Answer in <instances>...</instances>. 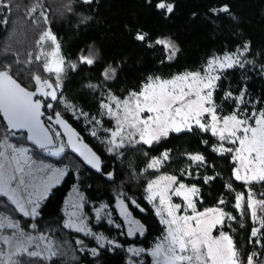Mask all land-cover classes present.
Listing matches in <instances>:
<instances>
[{
    "label": "trees",
    "instance_id": "1",
    "mask_svg": "<svg viewBox=\"0 0 264 264\" xmlns=\"http://www.w3.org/2000/svg\"><path fill=\"white\" fill-rule=\"evenodd\" d=\"M157 2L92 0L91 4H86L83 0H3L8 7L0 5V70L9 69L10 74L28 88L34 86V75L54 80L44 71V61L36 59L39 37L50 29L61 45L65 71L58 99L52 104L53 108L45 109V112H59L102 160L111 161L114 168L113 179L107 181L84 167L69 152L55 161L65 167L77 164L79 172L74 175L75 170L71 169L69 175L51 190L41 207V216L35 219L36 230L67 245L73 246L74 240L80 238L87 246L98 249L99 254L93 257L74 250L77 260L71 264H129L127 259L151 264L149 250L164 234L165 227L146 200L144 190L156 176L174 175L178 182L200 189L196 198L197 210L221 207L235 217L234 220L226 219L220 230L231 236L244 264L256 242H250L255 224L246 205L243 215L235 208V197L237 193L247 196L251 188L257 199H264L261 195L264 183L245 185L235 180L232 153L220 155L212 151L220 142L198 128L192 132H172L151 147L126 143L110 152L106 143L109 133L104 129H113V119L103 114L100 105L102 100H107L109 92L124 99L131 91H139L149 76L171 79L188 71L202 73L211 57L233 53L247 43L249 51L242 60L251 63H245L243 68L224 70L217 81L213 99L220 116L231 114L237 106L248 113L264 109V0H166L175 6L170 15L158 10ZM223 5L229 6L230 13L213 14L210 11ZM137 31L148 34L147 42L134 38ZM156 39H170L175 43L179 51L173 59H167L170 53L162 45H155ZM148 43L153 46L148 47ZM43 47L47 49L49 44L45 43ZM89 52L94 54L96 63L92 66L81 64L79 57ZM72 64H76L75 69ZM109 65L116 68V75L114 79L104 80L101 72ZM89 84L97 87L90 88ZM229 91L233 97L243 92L245 103L238 105L234 98H226ZM80 113H86L87 117ZM92 131H96V136L91 135ZM4 132L8 133L0 119V142ZM13 136L16 145H27L23 133ZM164 152L169 154L168 159L159 170L148 168L150 160L161 157ZM197 153L205 157V164L194 163L188 158ZM111 167V164L105 165L103 172L107 173ZM212 176L215 179L205 183V177ZM227 185H231V189ZM73 187H78L85 197L82 211L88 226L120 247L106 243L101 248L94 239L62 227L61 209ZM118 198L125 199V203L135 200L140 205L136 208L129 204V210L144 226L142 237L135 240L127 237L118 216ZM220 199L225 201L223 205L218 203ZM102 206L111 212L110 219L114 223L109 224L106 217L95 219L94 210ZM11 213L24 220L27 227L30 225L28 219ZM117 224L120 227H116ZM132 244L143 248L145 253L129 256L126 246ZM58 263V260L51 262Z\"/></svg>",
    "mask_w": 264,
    "mask_h": 264
},
{
    "label": "snow or ice",
    "instance_id": "2",
    "mask_svg": "<svg viewBox=\"0 0 264 264\" xmlns=\"http://www.w3.org/2000/svg\"><path fill=\"white\" fill-rule=\"evenodd\" d=\"M152 0H148L151 3ZM83 3L91 4L92 0H83ZM0 5L8 6L0 0ZM158 10H164L166 15L174 11V4L166 0H158L155 4ZM213 14L230 13L228 5L219 9L212 8ZM137 41L147 42L148 34L137 31L134 37ZM39 54L37 60H43L45 72L53 79L42 78L40 75L32 77L36 88L29 90L22 86L10 74L9 69L0 70V117L3 119L8 133L15 135L17 132L26 133L24 137L33 146L54 157H61L66 149L77 154L85 166L100 172L101 159L88 144L83 142L80 134L61 116L59 112L45 115V109L51 110V102L45 104L44 100L57 101L58 91L62 88L64 58L60 54L61 45L57 36L49 29L44 31L38 40ZM49 44L45 49L43 45ZM155 45H162L170 53L167 59L171 60L179 49L170 39H156ZM152 47V43L147 44ZM249 44L243 49H237L233 53H225L223 56H213L207 61V66L200 71H188L173 76L171 79H162L159 76H149L139 91H131L127 98L121 99L107 93V100L101 101L104 115L115 120V130L110 131V138L106 143L108 150L115 151L128 143H142L151 147L161 138H167L170 133L192 132L198 128L202 132L210 133L220 142L212 151L223 155L232 153L233 177L245 185L264 183V109L252 111L242 110L237 106L231 114L218 115L217 106L213 99V93L217 87V81L221 79L217 75L218 70L245 66L250 61L242 60L249 51ZM79 62L86 66L96 63L95 56L89 52L81 55ZM73 69L76 64H72ZM116 68L111 65L104 68L101 75L104 80L115 78ZM88 87L96 88L97 85L89 84ZM42 97L37 99L36 97ZM226 98H234L238 105L245 103L243 92L233 97L231 91L226 93ZM67 107L72 108L71 105ZM73 114L76 110L73 109ZM87 117L86 113H80ZM207 117V119H205ZM94 119V118H93ZM47 122V123H46ZM97 124L100 121H96ZM59 126L62 131L57 130ZM91 135L96 136V131ZM66 137V139H65ZM207 143V141H205ZM225 144L235 147H225ZM0 197L6 198L12 206L0 211V230L11 229V235L0 234V241L7 245V251L0 249V264H49L57 257L65 255L63 246L51 235L41 233L34 236L21 228L19 221L12 219L8 212L19 213L22 217L37 219L41 216V207L47 199L50 190L68 176L71 169L79 172V165L72 164L66 167H52L48 164L37 165L29 154L28 147H17L5 142L0 143ZM168 153H162L161 157L152 158L148 168L159 170V167L168 159ZM194 163L205 164V157L201 154H190L188 157ZM37 172L43 175L37 180ZM183 174V173H182ZM109 177L111 174H108ZM191 175V172H188ZM215 179L205 177V183ZM231 189V185H227ZM73 197H70L66 207L62 227L75 233H82L86 237L94 239L99 247H104L105 241L109 245L120 247L115 241L107 240L103 235L94 233L88 226L87 217L83 213L85 197L78 187L73 188ZM149 203L154 204L155 214L160 218V223L166 228V235L150 251L154 258V264H242L239 252L228 234L221 231L218 236H213L212 231L217 225L223 226L225 220H234L230 213L221 207L207 208L204 211L197 210L196 198L200 189L196 186H187L178 182L174 175H161L150 181L146 186ZM264 196V193H261ZM172 196L181 197V204L172 202ZM219 204L225 201L220 199ZM120 215L129 224L128 235L134 233L143 234L144 226L132 218L129 204L140 208L135 200L125 203V199L117 200ZM245 205L253 224L258 225L251 230V240L257 244L264 239V199H257L251 188L244 193H237L235 208L244 214ZM106 206L96 210V218L99 220ZM143 211V209H140ZM189 210L191 213L189 214ZM108 223H114L110 218ZM31 227L36 229L37 225ZM120 227V225H116ZM75 243L80 250H90L93 255H98L97 248L87 249L84 240L76 239ZM264 246V245H262ZM133 255H139L144 249H128ZM256 253L247 257L246 264H256ZM25 257L26 259H20Z\"/></svg>",
    "mask_w": 264,
    "mask_h": 264
},
{
    "label": "rangeland",
    "instance_id": "3",
    "mask_svg": "<svg viewBox=\"0 0 264 264\" xmlns=\"http://www.w3.org/2000/svg\"><path fill=\"white\" fill-rule=\"evenodd\" d=\"M223 56V55H222ZM207 66V65H206ZM206 68V67H205ZM204 68V69H205ZM224 70H226V69H224ZM224 70H218L217 71V75H219L220 76V74L224 71ZM46 74H48L47 72H46ZM202 74H203V72H202ZM34 88V86L32 87V88H29L30 90H32ZM113 119V118H112ZM205 119H207V117H205ZM113 129H111V130H115V120L113 119ZM109 134V138H110V131H107ZM5 137L7 138V143L8 144H12V145H16V143H15V141L13 140V137H15V136H13L12 134H10V133H2V139H1V142L0 143H4L5 142ZM108 138V139H109ZM126 143H128V142H125V144ZM124 144V145H125ZM18 145V144H17ZM227 145V146H226ZM228 145H230V144H225V147H235L234 145H230V146H228ZM23 146V145H22ZM0 151H7V149H0ZM66 156V155H65ZM35 162H36V164L37 165H40V164H48V165H51L52 167H65V166H60V165H58L54 160H51V159H49V158H46V157H43V156H38V155H36L35 157H34V159H33ZM43 174L42 173H39V172H37V174H36V176H37V180H39V178L42 176ZM161 175H164V174H160V175H158V176H156V178H154V179H157L159 176H161ZM166 175V174H165ZM153 179V180H154ZM63 180V179H62ZM62 180H61V182H62ZM152 181V180H151ZM60 182V183H61ZM150 182V181H149ZM241 182V181H240ZM59 183V184H60ZM58 184V185H59ZM57 186V185H56ZM54 188V187H53ZM52 188V189H53ZM74 188V187H73ZM73 188L70 190V192L68 193V195H67V197L65 198V200H64V203H63V206H62V209H61V216H62V224H63V222H64V220L66 219V217H65V215H64V212H65V207H66V204H67V202H68V200H69V198L70 197H73L75 194L73 193ZM51 189V190H52ZM51 190H50V192H51ZM49 192V193H50ZM144 195H145V198L147 197V192H146V187H145V190H144ZM147 200V199H146ZM148 201V200H147ZM172 202L173 203H176V204H181L182 205V208H183V205H184V201L182 200V198L181 197H178V196H172ZM151 204V206H152V209L154 210V212H155V206H154V204H152V203H150ZM0 207H2V208H0V211H3V209L5 208V207H7V208H11L12 206L10 205V202H7V200H6V198H3V197H0ZM101 208V207H100ZM211 208H215V207H211ZM99 209V208H98ZM205 209H207V208H205ZM205 209H203V210H201V211H204ZM97 210V209H96ZM96 210H94V214L96 213ZM199 211V210H198ZM105 212H107V213H110V217L112 216V214H111V212H109L106 208H105ZM191 213V210H189V214ZM6 214H8V215H10V217L12 218V219H15V220H17V221H19V223L21 224V228H22V230H24L25 232H28V233H30V234H32V235H34V236H38V235H40L42 232H38L36 229H33L32 227H31V225L32 224H35V219L33 220V219H29V218H25V217H22L19 213H17L18 215H20L21 217H22V219H28V222H30V225L27 227L26 226V224H25V221L24 220H20V219H18V218H16L14 215H13V213H11V212H8V213H6ZM118 216L120 217V219H121V221L123 222V225H124V229H125V233H126V235H127V237L130 239V240H135L137 237H142L143 235H144V232H143V234H140V233H134L133 235H128V228H129V224L127 223V221H126V219L123 217V216H121L120 215V212H118ZM103 217H106L107 219H109L110 217L109 216H107V215H105L104 213H102V215H101V218L99 219V220H101ZM158 217V216H157ZM132 218L133 219H135V220H137L136 218H134L133 216H132ZM159 218V217H158ZM95 219L96 220H98L97 218H96V215H95ZM159 220H160V218H159ZM108 221V220H107ZM256 226H258V225H255V227ZM165 227V226H164ZM220 225H217L216 226V228H214L213 229V231H212V235L213 236H218L219 235V233L221 232V230H220ZM66 230H68V231H71V232H74V231H72V230H69V229H66ZM12 231L13 230H11V229H3V230H0V234H3V235H11L12 234ZM216 231H217V233H216ZM224 232V231H223ZM75 233V232H74ZM43 234H46V235H49L48 233H43ZM80 234H82V233H80ZM83 235V234H82ZM166 235V228H165V232H164V234L155 242V244H154V246L152 247V248H154L155 247V245L157 244V243H159L162 239H163V237ZM89 238H91V237H89ZM76 239H80V238H76ZM76 239L74 240V247L73 246H71V244L70 245H67V244H64L63 242H60L61 243V245L63 246V249H64V252H65V255L64 256H61V257H57V258H55L53 261H59V263L58 264H66L67 262H68V264H71V263H74L76 260H77V258L76 259H74V250H76V251H78L80 254H82V255H84L85 253L86 254H88V256H90V257H93V256H95V255H93L92 253H91V251L90 250H84V251H81L80 250V246L79 245H77L76 243H75V241H76ZM107 242L105 241V243L104 244H106ZM86 245V244H85ZM262 245H264V239H262L261 241H260V244H257L256 242H255V244H254V248H253V251L250 253V255H252L253 253H256L257 255L254 257V259H255V262H256V264H264V246H262ZM91 248H93V247H89V246H87V249H91ZM130 248H132V249H143V248H141V247H139V246H136V245H134V244H132V245H129V246H126V250H127V252H128V254H129V256H138V255H133V253L132 252H130V251H128V249H130ZM152 248H151V250H152ZM0 249H3V250H5V251H7V245H5V244H3V242L2 241H0ZM151 250H149V251H151ZM143 253H145V250L143 251V252H141L140 254H143ZM150 253V252H149ZM139 254V255H140ZM249 255V256H250ZM60 258V259H59ZM20 259H26L25 257H21ZM128 260V263L129 264H140L141 263V260H139L137 263H134L132 260L130 261L129 259H127ZM149 261H150V263L151 264H154V258L149 254ZM247 261V260H246ZM246 261H245V263L244 264H246ZM52 262V261H51ZM51 262H49V264H51ZM44 263V262H43ZM39 264H41V263H39Z\"/></svg>",
    "mask_w": 264,
    "mask_h": 264
},
{
    "label": "water",
    "instance_id": "4",
    "mask_svg": "<svg viewBox=\"0 0 264 264\" xmlns=\"http://www.w3.org/2000/svg\"><path fill=\"white\" fill-rule=\"evenodd\" d=\"M14 78V77H13ZM15 79V78H14ZM17 82H19V81H17ZM20 83V82H19ZM33 83H34V81H33ZM23 86V85H22ZM35 88H36V85H35V83H34V88L32 89V90H35ZM30 90V89H29ZM37 99H42V100H44V98H42V97H39V96H37L36 97ZM49 102H51L52 104H55L56 103V101H48V100H44V103L45 104H47V103H49ZM45 115L47 116V115H51V114H46V112H45ZM0 119L2 120V122H3V119H2V117H0ZM64 119V118H63ZM67 121V120H66ZM68 122V121H67ZM47 123V122H46ZM69 123V122H68ZM4 124V123H3ZM70 125H71V123H69ZM72 126V125H71ZM57 127V130H60V131H62V128H60L59 126H56ZM73 127V126H72ZM76 131H77V129L75 128V127H73ZM7 130V129H6ZM8 131V130H7ZM78 132V131H77ZM17 133H20V132H17ZM79 133V132H78ZM25 136L27 135L26 133H23ZM80 134V133H79ZM80 136L82 137V135L80 134ZM65 139H66V137H65ZM82 139H83V142L84 143H86V144H88L85 140H84V138L82 137ZM25 142H26V144L27 145H29V146H33L32 144H31V142L30 141H27L26 139H25ZM88 146L89 147H91L89 144H88ZM33 147H35V146H33ZM36 148V147H35ZM92 148V147H91ZM38 149V148H37ZM92 150H93V148H92ZM94 151V150H93ZM68 152H69V154H71L72 156H74L75 158H77L79 161H80V158L78 157V155L77 154H75V153H73L70 149H68ZM95 152V151H94ZM97 154V153H96ZM98 155V154H97ZM99 156V155H98ZM100 157V156H99ZM100 159H101V169H102V171H100V172H98V171H96L95 169H92L90 166H85V165H83L84 167H86L88 170H90V171H92L93 173H95V174H98V175H102L103 176V178L105 179V180H107V181H111L112 179H113V173H114V168H113V164H112V162L111 161H104V160H102V158L100 157ZM81 162V161H80ZM82 163V162H81ZM107 164H111L112 165V167H111V169L107 172V173H104L103 172V167L105 166V165H107ZM108 174H111V176L109 177V175Z\"/></svg>",
    "mask_w": 264,
    "mask_h": 264
},
{
    "label": "built area",
    "instance_id": "5",
    "mask_svg": "<svg viewBox=\"0 0 264 264\" xmlns=\"http://www.w3.org/2000/svg\"><path fill=\"white\" fill-rule=\"evenodd\" d=\"M14 146L21 147L18 145H14ZM23 147H28L30 149L29 154L32 156L33 159L36 155H38V156H43V157L49 158V159L54 160V161H58V160L62 159L68 153V149H66L65 153L61 157H54V156L48 155L46 152H44L40 149H37L33 146L24 145ZM50 195H51V192L48 194L47 199L43 201L42 205L46 203V201L48 200Z\"/></svg>",
    "mask_w": 264,
    "mask_h": 264
},
{
    "label": "flooded vegetation",
    "instance_id": "6",
    "mask_svg": "<svg viewBox=\"0 0 264 264\" xmlns=\"http://www.w3.org/2000/svg\"><path fill=\"white\" fill-rule=\"evenodd\" d=\"M118 212H119V208H118ZM133 216V215H132ZM134 217V216H133ZM134 218H136V217H134ZM137 219V218H136ZM137 221H139L138 219H137ZM140 222V221H139ZM141 223V222H140ZM144 232H145V229H144ZM150 252V251H149Z\"/></svg>",
    "mask_w": 264,
    "mask_h": 264
}]
</instances>
